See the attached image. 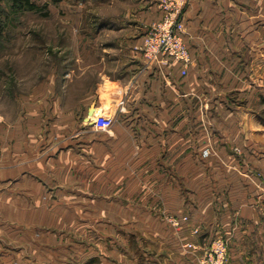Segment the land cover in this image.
Masks as SVG:
<instances>
[{
	"label": "crops",
	"instance_id": "1",
	"mask_svg": "<svg viewBox=\"0 0 264 264\" xmlns=\"http://www.w3.org/2000/svg\"><path fill=\"white\" fill-rule=\"evenodd\" d=\"M176 2L190 56L184 76L177 62L147 66L138 49L143 20L156 23ZM102 6L109 17L136 19L124 48L130 61L75 60L65 72L64 101L55 95V121L9 125L11 144L0 154V179L8 181L0 208L14 221L18 211L46 209V190L34 179L47 172L20 168L44 138L60 168L55 178L92 179L69 188L77 202L114 210L103 220L106 229L88 237L112 243L118 233L125 240L101 253V264H141L144 250L164 264H197L201 252L184 246L214 237L226 240L230 260L239 245L263 241L264 184L249 168L264 174V119L252 108L259 96L254 83L264 80V0H102ZM90 106L112 117L107 133L70 120ZM78 161L102 166L78 173L72 170ZM4 163L12 164L1 170ZM95 189L102 199L79 197ZM4 240L13 243L14 234ZM14 255L15 248L0 250V259L13 262Z\"/></svg>",
	"mask_w": 264,
	"mask_h": 264
},
{
	"label": "rangeland",
	"instance_id": "2",
	"mask_svg": "<svg viewBox=\"0 0 264 264\" xmlns=\"http://www.w3.org/2000/svg\"><path fill=\"white\" fill-rule=\"evenodd\" d=\"M30 2L36 6V10L16 11L9 0L0 3V154L11 144L9 125L13 122L34 120L45 123L48 127L50 122L56 120L55 95L58 93L61 101H64L66 90L62 86L65 87L69 77L65 72L74 68L75 60L130 61L128 50L124 48L129 45L131 37H134L129 32V27L136 19L109 17V14H105L108 12L104 11L102 0ZM145 21L143 20L142 34L137 36V39L142 37V41L155 24H146ZM121 28L127 32L119 33ZM139 48L141 49V45H138ZM257 82L254 87L259 96L253 99L252 108L264 119V100H259L264 97V80ZM84 116L86 115L80 114L69 117L72 121H82ZM47 132L48 130L42 129L40 134L44 137ZM42 140L36 149L37 154H32L29 162H21L20 168L26 167L32 173L40 170L47 172V176L41 180L34 179L46 190L47 207L45 210L36 208L18 211L15 221L11 218L12 213H8L9 210L0 208V237L11 233L15 237L13 243L10 240L0 243V250L4 253L7 248H15L14 261L1 257L0 264H101V253L122 245L125 240H119L118 233L112 234L114 228L111 237L116 241H111L112 243L107 239L88 240L91 235H96L94 229H106L102 228L106 223L103 220L112 215L114 210L106 211L101 206L95 209V206H87L82 200L77 202L78 195L69 188L76 182L86 185L84 180L90 179L55 178L56 171L60 168L56 166L51 150H48L46 139ZM11 164L4 163L1 170L10 168ZM101 166V162L78 161L72 164V170L80 173L87 168L97 169ZM249 169L264 184V174L255 168ZM7 182L0 179V188L6 187ZM90 191L89 194H79V197H90L91 201H95L104 196L101 190ZM114 198L116 195H112V199ZM117 212L119 211H115ZM15 213L16 211L13 215ZM6 224L12 226L7 227ZM217 238L221 237H214L197 245L196 251ZM128 241L127 247L133 246L134 242ZM247 244V249H242V245H239V251L229 260L226 242V264H264V240ZM127 249L133 251L134 247ZM144 253L145 258L139 260L141 264L166 263L160 257L146 253V250Z\"/></svg>",
	"mask_w": 264,
	"mask_h": 264
},
{
	"label": "built area",
	"instance_id": "3",
	"mask_svg": "<svg viewBox=\"0 0 264 264\" xmlns=\"http://www.w3.org/2000/svg\"><path fill=\"white\" fill-rule=\"evenodd\" d=\"M168 5V4H167ZM168 5L165 13L160 21L152 25L150 30L143 37L142 42V59L147 66L167 65L169 62L179 63L183 70L181 75H186V69L190 64V56L185 44L182 41V23L177 18L180 9L178 3L169 9ZM94 131L99 133H107L113 125V119L108 112L93 114L90 118ZM209 155L208 149L203 150L202 156ZM185 221L186 218H183ZM169 222L178 226V221L169 219ZM226 241L222 238H217L204 247L199 248L200 256L197 259V264H226ZM185 248L198 250V247L192 244H186Z\"/></svg>",
	"mask_w": 264,
	"mask_h": 264
},
{
	"label": "trees",
	"instance_id": "4",
	"mask_svg": "<svg viewBox=\"0 0 264 264\" xmlns=\"http://www.w3.org/2000/svg\"><path fill=\"white\" fill-rule=\"evenodd\" d=\"M3 1L5 0H0V3ZM9 1L11 3V7L15 8L16 11L36 10V6L32 2H30V0H9Z\"/></svg>",
	"mask_w": 264,
	"mask_h": 264
},
{
	"label": "water",
	"instance_id": "5",
	"mask_svg": "<svg viewBox=\"0 0 264 264\" xmlns=\"http://www.w3.org/2000/svg\"><path fill=\"white\" fill-rule=\"evenodd\" d=\"M94 111H95V108L93 106H90L88 109H87V112H86V116L84 117L83 119V122L88 124V125H92V122L89 121L90 118L93 116L94 114Z\"/></svg>",
	"mask_w": 264,
	"mask_h": 264
},
{
	"label": "bare ground",
	"instance_id": "6",
	"mask_svg": "<svg viewBox=\"0 0 264 264\" xmlns=\"http://www.w3.org/2000/svg\"><path fill=\"white\" fill-rule=\"evenodd\" d=\"M98 112H99V111H98ZM98 112H97V113H98Z\"/></svg>",
	"mask_w": 264,
	"mask_h": 264
}]
</instances>
